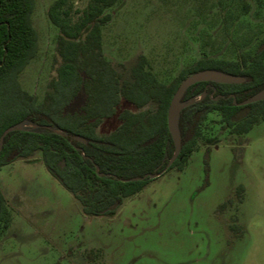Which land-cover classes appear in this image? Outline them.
Returning a JSON list of instances; mask_svg holds the SVG:
<instances>
[{
    "label": "rangeland",
    "instance_id": "374dc122",
    "mask_svg": "<svg viewBox=\"0 0 264 264\" xmlns=\"http://www.w3.org/2000/svg\"><path fill=\"white\" fill-rule=\"evenodd\" d=\"M53 1L35 0L38 53L18 76L38 102L55 74L58 29L47 17ZM71 1L83 8L88 0ZM109 11L106 59L130 65L143 55L164 83L204 55L236 59L264 36V0H121ZM116 125L105 120L98 133ZM0 190L11 219L0 237V264H264V120L231 135L210 114L185 168L151 179L110 216L85 215L40 153L1 167Z\"/></svg>",
    "mask_w": 264,
    "mask_h": 264
},
{
    "label": "trees",
    "instance_id": "16d2710c",
    "mask_svg": "<svg viewBox=\"0 0 264 264\" xmlns=\"http://www.w3.org/2000/svg\"><path fill=\"white\" fill-rule=\"evenodd\" d=\"M120 2L88 0L83 8H77L71 0L50 4L47 17L58 29L55 74L48 81L43 100L38 102L18 81L19 74L38 53V36L32 22L35 0H0V137L12 126H36L4 136L0 168L40 153L48 173L74 196L88 216L115 214L125 198L151 180L135 178L166 168L174 152L167 126L168 107L187 77L212 70L244 81L199 82L186 90L181 102L187 105L178 121L181 149L167 171L185 168L198 148L210 114L217 113L222 130L231 135L246 134L264 120V100L244 106L234 104V100L241 103L264 89V36L236 59L204 55L164 83L148 69L143 55L130 65L113 66L106 59L102 32L112 19L109 10ZM242 7L243 14H247L249 5L244 3ZM79 100L78 109L71 110ZM111 118H116L117 125L110 133L99 134V126ZM76 136L85 143L75 140ZM208 156L206 150V172ZM242 192L239 187V200ZM230 205L228 200L220 211ZM10 223L0 190V237Z\"/></svg>",
    "mask_w": 264,
    "mask_h": 264
},
{
    "label": "water",
    "instance_id": "95a60500",
    "mask_svg": "<svg viewBox=\"0 0 264 264\" xmlns=\"http://www.w3.org/2000/svg\"><path fill=\"white\" fill-rule=\"evenodd\" d=\"M244 81V78L242 77H237V76H232L229 74H224L222 72H217V71H212V70H206L202 72L195 73L189 77H187L185 80L181 82L179 85V88L173 95L170 105L168 107V112H167V126H168V131L171 135L172 141L174 143V152L169 160L166 168L162 170V172L154 174V175H145L141 178H135L134 180H143L145 178H150L154 179L162 175L163 173L166 172V170L170 167V165L174 162V160L177 158L180 149H181V137L179 133V127H178V121H179V116L181 111L184 109V107L187 105L186 103L181 102V99L183 95L185 94L186 90L194 85L195 83L199 82H214V83H222V84H238L242 83ZM204 95V94H203ZM202 95V96H203ZM264 100V89L257 93L256 95L252 96L251 98L241 102V103H236L234 100V104L237 106H244L252 103H256L259 101ZM193 102V101H191ZM23 128H36V126L33 125H16L9 127L4 131L2 136L0 137V149L2 147V141L3 138L6 134L13 130H21ZM75 140L85 143V139L80 138L78 136L74 137Z\"/></svg>",
    "mask_w": 264,
    "mask_h": 264
},
{
    "label": "flooded vegetation",
    "instance_id": "af4514ba",
    "mask_svg": "<svg viewBox=\"0 0 264 264\" xmlns=\"http://www.w3.org/2000/svg\"><path fill=\"white\" fill-rule=\"evenodd\" d=\"M167 171V170H166ZM161 176V175H160Z\"/></svg>",
    "mask_w": 264,
    "mask_h": 264
}]
</instances>
